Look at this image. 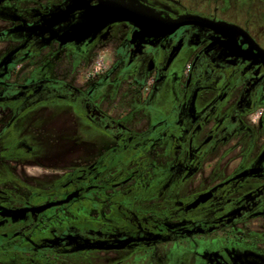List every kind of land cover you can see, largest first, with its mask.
I'll return each instance as SVG.
<instances>
[{
    "label": "flooded vegetation",
    "instance_id": "flooded-vegetation-1",
    "mask_svg": "<svg viewBox=\"0 0 264 264\" xmlns=\"http://www.w3.org/2000/svg\"><path fill=\"white\" fill-rule=\"evenodd\" d=\"M200 1L0 0V264L240 227L232 264H264V0ZM182 16L205 21L161 30ZM227 147L212 184L171 199Z\"/></svg>",
    "mask_w": 264,
    "mask_h": 264
},
{
    "label": "rangeland",
    "instance_id": "rangeland-1",
    "mask_svg": "<svg viewBox=\"0 0 264 264\" xmlns=\"http://www.w3.org/2000/svg\"><path fill=\"white\" fill-rule=\"evenodd\" d=\"M143 1H158V0H143ZM177 1V0H175ZM180 1V0H178ZM182 4L186 8L191 7L195 9L200 5V0H181ZM181 8L185 10V7ZM222 7V5H220ZM101 61V60H98ZM103 61V60H102ZM105 63V60L103 61ZM103 63V64H104ZM95 65V63H94ZM93 71V69H92ZM260 113V112H259ZM258 119V118H257ZM256 119V121H257ZM228 147L218 150L217 152L210 155L204 162V166L200 169L199 173L193 178L187 181L184 186L183 191L173 193L171 198L175 201H182L187 199L188 195H191L194 191H200L205 189L207 184H212L210 180V175L215 174V170L220 165H225L229 163ZM226 156V158H225ZM234 167L230 166L228 168V173L232 171ZM225 173V170H221V174ZM217 174V173H216ZM185 195V197H184ZM162 202L156 200V210L155 215L158 217L162 216L163 208ZM82 213V212H81ZM60 216V217H59ZM59 217V218H56ZM72 218L70 213H65L63 216L61 213L57 216L49 217V220L44 219L42 228L47 231V236H49V230L54 227H59L62 225V220L65 221L66 218ZM86 217H88L86 215ZM253 226V225H252ZM255 228L259 225L253 226ZM240 234L242 248H236L237 245L234 240H227L238 232L232 231L231 233L221 232L214 233L204 236H191L186 240L179 242L158 245L150 249H139L132 252H101V251H68L63 250L60 254H44L41 259L43 264H218V262H224L225 264H232L231 255L235 253L243 254L244 247L248 246L251 238L248 237V228L240 227L236 228ZM235 233V234H234ZM20 247L17 245V248ZM46 257V259H43ZM7 264H30L28 262L19 261L18 259L9 260Z\"/></svg>",
    "mask_w": 264,
    "mask_h": 264
},
{
    "label": "water",
    "instance_id": "water-1",
    "mask_svg": "<svg viewBox=\"0 0 264 264\" xmlns=\"http://www.w3.org/2000/svg\"><path fill=\"white\" fill-rule=\"evenodd\" d=\"M204 21L205 20L198 18V17H194V16H182L178 20H175L172 22H166L167 24L165 25V28H161V30L168 33V32H171L177 29L180 26L195 23V22H204ZM144 30L148 32V28H145ZM145 36H148V34L146 33Z\"/></svg>",
    "mask_w": 264,
    "mask_h": 264
},
{
    "label": "trees",
    "instance_id": "trees-1",
    "mask_svg": "<svg viewBox=\"0 0 264 264\" xmlns=\"http://www.w3.org/2000/svg\"><path fill=\"white\" fill-rule=\"evenodd\" d=\"M184 230H188V229H184ZM93 231L94 233L96 234H105L107 231L110 232L114 237H117L118 236V233L115 231V230H112V229H107V228H102V229H96V230H91ZM160 231V234H159V237L158 239L159 240H168L170 238L169 235H164V233H172V236H173V231H168L165 227H162L160 226L159 224H157L156 226V232H159ZM163 233V235H162Z\"/></svg>",
    "mask_w": 264,
    "mask_h": 264
},
{
    "label": "clouds",
    "instance_id": "clouds-1",
    "mask_svg": "<svg viewBox=\"0 0 264 264\" xmlns=\"http://www.w3.org/2000/svg\"><path fill=\"white\" fill-rule=\"evenodd\" d=\"M100 59L102 60V59H103V56H101ZM93 70H94V71H100L101 68H100L99 64L95 65ZM259 115H260V113L258 112V113L254 114V115L251 117V120H252L253 123H255V121H256V119L259 117Z\"/></svg>",
    "mask_w": 264,
    "mask_h": 264
},
{
    "label": "built area",
    "instance_id": "built-area-1",
    "mask_svg": "<svg viewBox=\"0 0 264 264\" xmlns=\"http://www.w3.org/2000/svg\"><path fill=\"white\" fill-rule=\"evenodd\" d=\"M97 64H99V66H100V68H101V61H97V62H95V65H97ZM95 65H94V66H95ZM94 66H93V69H94ZM92 72H93V73H96V72H98V71H94V70H93Z\"/></svg>",
    "mask_w": 264,
    "mask_h": 264
}]
</instances>
